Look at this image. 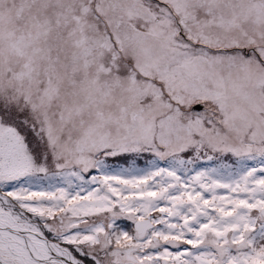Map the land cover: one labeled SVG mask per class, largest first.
<instances>
[{
  "label": "snow or ice",
  "instance_id": "1",
  "mask_svg": "<svg viewBox=\"0 0 264 264\" xmlns=\"http://www.w3.org/2000/svg\"><path fill=\"white\" fill-rule=\"evenodd\" d=\"M0 264H264V0H0Z\"/></svg>",
  "mask_w": 264,
  "mask_h": 264
}]
</instances>
